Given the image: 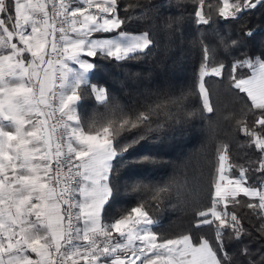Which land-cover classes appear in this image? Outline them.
<instances>
[{
	"label": "snow or ice",
	"instance_id": "1",
	"mask_svg": "<svg viewBox=\"0 0 264 264\" xmlns=\"http://www.w3.org/2000/svg\"><path fill=\"white\" fill-rule=\"evenodd\" d=\"M192 2L196 22L210 25L214 14L239 20L264 0ZM139 7L138 0H0V264H264V55L227 65L201 39L200 109H186L188 93L158 91L151 103L125 111L90 75L105 61L150 51L151 31L125 30L147 18L130 14ZM179 23L177 16L164 28ZM239 35L254 32L243 26ZM219 39L226 51L244 47ZM226 73L243 104L234 127L245 139L236 159L228 142L216 144L206 200L189 204L193 227L206 226L211 236L156 231L153 210L171 184L133 185L141 199L113 211L114 173L155 163L150 154L128 161L149 134L183 136L192 118L215 114L205 77ZM86 94L105 111L88 117Z\"/></svg>",
	"mask_w": 264,
	"mask_h": 264
},
{
	"label": "trees",
	"instance_id": "2",
	"mask_svg": "<svg viewBox=\"0 0 264 264\" xmlns=\"http://www.w3.org/2000/svg\"><path fill=\"white\" fill-rule=\"evenodd\" d=\"M210 2L215 4L216 0ZM138 3L140 7L130 14L139 16L146 12L147 18L129 21L125 30L151 31L154 44L150 51L122 63L105 61L100 70L90 75L91 83L107 87L110 102L118 103L125 111L151 103L158 91L188 93L186 109H200L197 82L203 59L201 39L215 49V58L227 65L236 58H243L244 54L252 58L264 55V3L246 12L239 20H224L214 14L210 25L196 22V5L192 0H138ZM177 16L180 23L174 29H165L164 22ZM243 26L254 32L250 39L239 35ZM221 36L240 39L244 47L226 51L220 44ZM205 80L212 92L216 113H204L203 118L198 114L192 118L185 126L183 136L173 138L169 129L149 134L148 140L137 146L128 161L150 154L155 163H129L114 173L117 192L113 211L119 207L130 208L141 199L143 193L133 191V185H172L161 208L153 210L159 221L156 231L169 237L185 232H191L194 239L200 235L211 236L206 226L199 230L193 227L194 216L189 204L194 199L206 200L209 192L206 181L215 163L218 142L230 144L234 159L242 153L240 145L245 138L234 127V117L240 114L242 102L230 89L227 73L223 78L208 76ZM81 104L88 117L94 112L105 111L103 105H98L94 97L87 94ZM193 186L195 192L191 190ZM260 246L255 242L252 244L253 249ZM231 251L235 252V249Z\"/></svg>",
	"mask_w": 264,
	"mask_h": 264
},
{
	"label": "crops",
	"instance_id": "3",
	"mask_svg": "<svg viewBox=\"0 0 264 264\" xmlns=\"http://www.w3.org/2000/svg\"><path fill=\"white\" fill-rule=\"evenodd\" d=\"M138 32H141V31H136V32H132V33H138Z\"/></svg>",
	"mask_w": 264,
	"mask_h": 264
},
{
	"label": "rangeland",
	"instance_id": "4",
	"mask_svg": "<svg viewBox=\"0 0 264 264\" xmlns=\"http://www.w3.org/2000/svg\"><path fill=\"white\" fill-rule=\"evenodd\" d=\"M129 32H136V31H129ZM255 57H253V59H254Z\"/></svg>",
	"mask_w": 264,
	"mask_h": 264
}]
</instances>
